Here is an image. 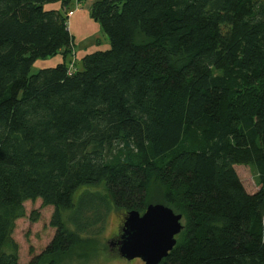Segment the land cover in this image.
Returning a JSON list of instances; mask_svg holds the SVG:
<instances>
[{"label": "trees", "instance_id": "1", "mask_svg": "<svg viewBox=\"0 0 264 264\" xmlns=\"http://www.w3.org/2000/svg\"><path fill=\"white\" fill-rule=\"evenodd\" d=\"M72 7L0 0V264H20L27 202L55 209L30 264H57L112 212L143 214L154 180L184 225L161 264H264V0H99L110 49L82 70Z\"/></svg>", "mask_w": 264, "mask_h": 264}, {"label": "rangeland", "instance_id": "2", "mask_svg": "<svg viewBox=\"0 0 264 264\" xmlns=\"http://www.w3.org/2000/svg\"><path fill=\"white\" fill-rule=\"evenodd\" d=\"M55 7L58 5H48L47 9ZM80 14L85 15V20L80 19ZM69 16L68 26L70 33L74 36L75 43L74 55L71 60L77 69L82 70L83 58L96 51L110 49V42L100 25L91 17L90 10L86 9L84 3H80L78 7L73 5ZM138 41L145 40L139 38ZM62 61L61 55L39 59L34 63L32 73L55 67ZM236 171L247 192L250 194L257 192L259 189L257 168L253 165L237 166ZM149 205H165L163 187L155 180L150 187ZM25 208L26 217L17 221L13 234V239L19 246L20 264H30L34 256L41 254L47 248L56 232L50 226L55 211L53 207H47L41 200H38L27 202ZM68 215L69 213H66L65 217ZM124 222L125 217L121 211L112 212L100 233L96 232L90 235V242L78 245L68 254L57 256V264H145L140 259L129 261L120 256L119 246L115 241L120 239Z\"/></svg>", "mask_w": 264, "mask_h": 264}, {"label": "water", "instance_id": "3", "mask_svg": "<svg viewBox=\"0 0 264 264\" xmlns=\"http://www.w3.org/2000/svg\"><path fill=\"white\" fill-rule=\"evenodd\" d=\"M183 215L165 205H149L141 214L130 212L125 218L119 239V254L145 264H161L177 245L184 229Z\"/></svg>", "mask_w": 264, "mask_h": 264}, {"label": "crops", "instance_id": "4", "mask_svg": "<svg viewBox=\"0 0 264 264\" xmlns=\"http://www.w3.org/2000/svg\"><path fill=\"white\" fill-rule=\"evenodd\" d=\"M97 1H99V0H73V5H75L76 7H78V6H80V3H84L86 9H89L90 10L91 7L93 6V4L95 2H97ZM79 16H80V19L86 18L85 15H82V14H80Z\"/></svg>", "mask_w": 264, "mask_h": 264}]
</instances>
